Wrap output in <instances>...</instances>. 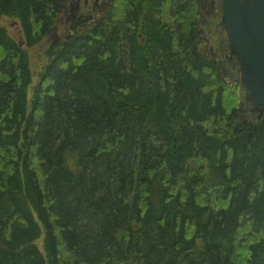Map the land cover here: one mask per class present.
<instances>
[{"label": "trees", "instance_id": "16d2710c", "mask_svg": "<svg viewBox=\"0 0 264 264\" xmlns=\"http://www.w3.org/2000/svg\"><path fill=\"white\" fill-rule=\"evenodd\" d=\"M68 1L0 0V264H264V115L205 0H105L59 35Z\"/></svg>", "mask_w": 264, "mask_h": 264}, {"label": "water", "instance_id": "95a60500", "mask_svg": "<svg viewBox=\"0 0 264 264\" xmlns=\"http://www.w3.org/2000/svg\"><path fill=\"white\" fill-rule=\"evenodd\" d=\"M221 26L239 66L244 101L264 115V0H220Z\"/></svg>", "mask_w": 264, "mask_h": 264}, {"label": "rangeland", "instance_id": "374dc122", "mask_svg": "<svg viewBox=\"0 0 264 264\" xmlns=\"http://www.w3.org/2000/svg\"><path fill=\"white\" fill-rule=\"evenodd\" d=\"M211 2L217 11L215 13L216 16H204L201 20V29L203 31V35L209 42L207 51L212 57L217 59L223 74L230 81L239 82V66L237 61L232 57L230 53L227 37L225 31L221 26V9L219 5L220 0H211ZM66 8L67 13L62 24L63 29H60L59 35H63L64 33H66L69 25L76 19H78V17L86 15L85 10H83V8L80 6L79 9H77L76 2L73 3L71 0L67 2ZM0 24L6 27L11 37H14L16 39L20 37L21 31L18 25L13 24V22H10L8 19H2ZM32 58L35 59L34 55H32ZM36 74L37 72L35 71L34 75L36 76ZM241 101H244V89ZM242 110L245 113L250 112L258 117L256 111H254L253 108L246 102H242Z\"/></svg>", "mask_w": 264, "mask_h": 264}, {"label": "flooded vegetation", "instance_id": "af4514ba", "mask_svg": "<svg viewBox=\"0 0 264 264\" xmlns=\"http://www.w3.org/2000/svg\"><path fill=\"white\" fill-rule=\"evenodd\" d=\"M73 3L76 2V8L79 9V6L85 10V14L90 16V13L94 12L96 8L101 7L105 0H71ZM206 4L203 8L205 16H216V9L213 6L211 0H205ZM85 16V15H83ZM81 17V16H80ZM79 18V17H78ZM203 34V31H202ZM204 36V35H203Z\"/></svg>", "mask_w": 264, "mask_h": 264}, {"label": "bare ground", "instance_id": "6f19581e", "mask_svg": "<svg viewBox=\"0 0 264 264\" xmlns=\"http://www.w3.org/2000/svg\"><path fill=\"white\" fill-rule=\"evenodd\" d=\"M240 105V104H239Z\"/></svg>", "mask_w": 264, "mask_h": 264}]
</instances>
